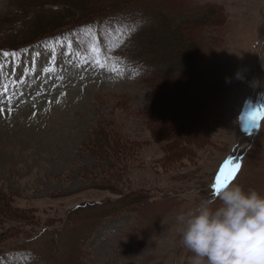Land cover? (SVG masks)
<instances>
[{
    "label": "rangeland",
    "instance_id": "obj_1",
    "mask_svg": "<svg viewBox=\"0 0 264 264\" xmlns=\"http://www.w3.org/2000/svg\"><path fill=\"white\" fill-rule=\"evenodd\" d=\"M55 4L69 28L0 52V264L72 263L103 202L74 264H264V0H0L3 36Z\"/></svg>",
    "mask_w": 264,
    "mask_h": 264
},
{
    "label": "trees",
    "instance_id": "obj_2",
    "mask_svg": "<svg viewBox=\"0 0 264 264\" xmlns=\"http://www.w3.org/2000/svg\"><path fill=\"white\" fill-rule=\"evenodd\" d=\"M70 5V4H69ZM136 7H140L137 5H134ZM134 6H119V8L116 9H107V10H103V11H99L100 13H96L95 16H93L95 13L94 12H90L89 15L90 16H86L88 18V20L83 21V24H85V26L90 25L92 22H90V20L94 17H105L108 16V14L114 13L115 12H120L121 10L124 9H128V8H134ZM71 7H73L71 5ZM49 8V9H48ZM74 9H82L81 6L79 7H73ZM72 8V10H73ZM44 9L46 11H51V13L49 14H44V12H41L42 10L44 11ZM118 9V10H117ZM67 13L68 10H64V6L63 5H52L51 7L45 6V8H40L37 6H32V8H30L29 10H25L22 12L23 14H27L26 17H22L21 22L23 23L22 28L17 29L16 27H14L12 24H10L11 27V34L10 36H8V38L4 37L1 31H5L6 29H2L0 30V51L3 50H18L19 47H25L28 44H31L33 42H35L38 39H41V37H45V36H55L57 33L61 32L62 30H65L66 28H69L71 25L69 23L63 25L65 18L67 17ZM157 13V12H155ZM31 14V15H30ZM159 14V12L157 13ZM156 14L155 18L159 19V16ZM92 16V17H91ZM27 22V23H26ZM155 25H159V22H155ZM48 26H52L54 29L59 28L56 32L52 33V30H50L49 32L46 30V27ZM58 26V27H55ZM91 26V25H90ZM62 28V29H61ZM86 28V27H84ZM61 29V30H60ZM142 32V29H133V34L135 35H140ZM147 32V31H146ZM145 33V32H144ZM150 33V32H149ZM44 35V36H42ZM41 36V37H40ZM15 37V38H13ZM74 40H75V36H71ZM142 37V36H141ZM140 37V39H141ZM145 37L143 36V39L141 40V44L143 45L142 48H144V51L142 52V50L138 53L139 57L138 60L135 63V65L139 66V70L140 73L142 75V77L145 78H149L152 75L154 77H157V74H155V72L151 69L152 67H162V64H164V62H166V60L161 57V54H156V50L154 52H152V48L148 47V44L146 43V39H144ZM127 39H122L119 40L117 39L116 42L110 44L108 46V50L107 52L111 53V54H115L118 56H122V54H120V49L121 46L124 42H126ZM3 42H5V46L3 45ZM124 58V57H123ZM162 70L158 71V74H160ZM161 76V75H158ZM262 126H260L261 128ZM244 170V163H241V166L239 167V169L236 171L234 177L232 178V180L229 182V184L224 188V190L219 193L217 196H220L222 194H224L229 187L232 185L233 182H235V179H238V177L240 176V174L242 173V171ZM139 202L140 200H143L144 197L139 195ZM120 204L121 206H123L124 208H128V203H126V201H123V199L119 198L117 199L114 204ZM110 202L106 203L103 202L101 204H96L93 205L95 206L94 208H91L89 206H85V207H77L76 210L80 211L81 209L84 208H89L90 209V213L92 214V216H94V218L96 217V213H97V217H100L99 219L95 220V224L90 225L89 228L86 231V235L85 236H78L77 238H73V242H71L70 246L72 247V244L76 247V245H78V247H76V250L74 251V259L73 262H78L77 258L78 256H80V254H82V247H84V244L87 242V240L89 239V234L90 231H92L93 229L98 227V224L100 222H102L106 217H111L114 216L115 213H117L116 209H114V207H109ZM94 213V214H93ZM89 214V213H87ZM72 234H74L73 232H71ZM61 244V243H58ZM62 262L64 261L65 257H62ZM68 264H74L73 262L70 263L68 259H66ZM61 262V263H62ZM66 263V262H65Z\"/></svg>",
    "mask_w": 264,
    "mask_h": 264
}]
</instances>
